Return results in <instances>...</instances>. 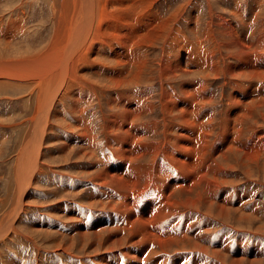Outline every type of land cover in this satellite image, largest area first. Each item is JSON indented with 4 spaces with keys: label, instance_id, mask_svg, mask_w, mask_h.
<instances>
[{
    "label": "bare ground",
    "instance_id": "bare-ground-1",
    "mask_svg": "<svg viewBox=\"0 0 264 264\" xmlns=\"http://www.w3.org/2000/svg\"><path fill=\"white\" fill-rule=\"evenodd\" d=\"M159 1L51 0L52 27L45 26L44 33L50 34L49 44L28 59L0 62L3 73L32 82L37 98L34 117L16 157L12 203L0 215L2 242L22 237L42 249L34 236L21 233L17 223L31 196L27 189L38 181L36 176L45 166L43 147L51 110L59 99L69 97L84 107L75 118L76 127H68L72 134L64 136L61 148L65 151L81 139L78 153L82 159L92 158L84 173L95 172L91 183L98 189L90 199L98 200L102 208L93 209V213L74 200L73 204L54 206L53 211L63 213L55 222L62 236L74 231L81 241L92 238L95 249L97 245L98 249H108V253L94 250L98 261L108 260L103 264H114L119 258L127 259L126 264H138L129 262L132 258L129 260L127 253H148L149 264L153 257L162 259L165 251L185 249L202 253L190 264L205 260L207 264H243L246 255L241 253L228 260L231 237L209 233V225L214 221L210 217L214 204L218 213H213L225 222L235 214L237 223L250 226L257 223L254 213L261 211L257 194L226 186L231 184L227 176L232 175L230 169H241L253 180L255 172H264V17L253 30L250 22L257 17L255 13L247 23L240 19L244 27L235 19L219 16L217 25L223 36L219 40L216 30L211 29L213 18L208 26H202L201 16L192 7L185 16L181 5L166 15L157 10ZM241 9L239 6L234 14L239 16ZM182 19L191 36L180 26ZM32 40L41 41L40 37ZM158 48L162 50L159 61L154 53ZM87 72L97 81L87 77ZM222 77L230 92L217 123L219 109L215 108L211 83ZM157 81L161 84L158 100L153 85ZM100 92H104L109 108L101 127L109 152L99 158L94 132L97 124L90 120L92 110L86 105L99 100ZM74 108L77 111L76 105ZM144 116L150 119L144 121ZM85 184L82 181L80 185ZM247 206L252 215H243L251 212H245ZM107 215L108 228L102 225ZM202 224L208 227L199 233ZM56 233L46 229L37 234L44 238ZM245 243L243 238L238 242L244 251ZM55 248L69 252L60 243ZM172 259L168 264L175 261ZM257 260L247 262L255 264ZM165 263L166 258L159 264Z\"/></svg>",
    "mask_w": 264,
    "mask_h": 264
},
{
    "label": "rangeland",
    "instance_id": "rangeland-1",
    "mask_svg": "<svg viewBox=\"0 0 264 264\" xmlns=\"http://www.w3.org/2000/svg\"><path fill=\"white\" fill-rule=\"evenodd\" d=\"M49 1L51 0H0V62L24 59L25 57L27 58L28 55L45 48L49 44L48 40L50 38V34H44L46 29L45 26H47V29L48 27H52L50 20L52 19L53 15L50 11H53V8L50 7ZM55 2L58 3L59 0H55ZM192 2L188 3V0H160L156 7L160 13L162 12L166 15H172L180 7V5L181 7H185V16H188V14L194 9L203 20L202 26H208V22L213 18L214 21L213 24H211V29L216 30V36L219 40H222L223 38L220 32V27L217 25L219 16H225L227 19H235V21L239 22V27H242L243 24H240V19L247 23L249 20H252V16H254L255 13L257 14V17L253 19L252 22H250V26L253 30L259 28V23L264 17V0H193ZM237 6L242 8L239 12L240 15L238 16L236 14L238 17L234 14V10L238 8ZM251 10L253 12H251ZM255 20L256 22H254ZM180 22V26L187 33L188 31L184 28L186 27L185 19H182ZM16 24L17 26H15ZM240 29L244 30L245 28ZM187 35L191 36L189 32ZM31 37L32 39L40 37L41 41H33ZM154 53L156 60L159 61L162 50L158 48ZM87 74V77H93V79L96 80L93 74H89L88 72ZM102 79L103 78H101V80ZM225 79V77H222L219 80H213L211 83V90L215 92V108L219 109V114L216 120L217 123H219V119L221 117V110L224 105L223 102L226 100V96H228V93L230 92V86L227 82H225ZM153 85L156 88L155 93L157 94V97L154 96V98L158 100L161 84L157 81ZM32 89L33 83L29 80L24 78L14 79L0 70V215L5 210H7V208H9L12 203V192L15 185L14 169H16L17 165L16 157L18 151L21 148L20 145L23 144V139H25V133L28 131L30 126V119L34 117L32 110L37 106V98L34 96L35 92L34 94L32 93ZM99 96L101 100H93V102L90 104L88 103L86 107L87 109L92 110V113L96 112L94 114L90 113L89 118L90 120H93L95 124H97L94 132L97 135V141L99 142L97 157L100 158L109 152L101 128L104 124L103 115L109 111V108L106 104V96L104 95V92H100ZM75 105L77 111L74 108ZM82 106L83 105L81 103H78V105L77 103H74L73 98L64 97L59 99L53 107V110H51L49 128L45 135V147H43L42 162L45 166L42 168L41 172H38L36 176L38 181H36L34 184H30L27 189L31 196L26 201V212L22 213L21 219L17 223V228L21 231V233L24 235L29 234V236H34L35 241L38 240L37 242L42 249H39V251L35 247L34 243L22 237L16 238L15 236H12L6 239L5 242H2L0 239V264H103L107 260L105 259L104 262L97 260L95 256L96 252L106 253L108 249H98V245L95 249V247H93L95 245H93L94 243L92 242V238L87 241H81L74 231L65 233V236H62L63 233L61 234L55 225V222L59 221V217L61 216L59 214H63L59 211H53V207L57 204L68 202L73 204L72 201L74 200V204H80L83 209L88 208V210H92L93 213L95 212L94 210L102 208L100 203L97 202L98 200L91 201L90 199L93 193L97 194L96 192L98 189L97 186L95 187L94 185L95 182L91 183V177L95 175V172L89 174L84 173V167L90 164L91 161L89 160L92 158L85 157L82 159L80 153H78L80 148L77 145H79L81 139L76 140L75 143H73L65 151H63L61 148L65 142L64 139L72 134L68 127L71 125L76 127L74 121L76 117L78 118L77 115L79 114V110ZM148 119H150L148 116L143 117L144 121H147ZM84 140L89 142L90 139L83 138L82 141ZM70 150H72V152ZM79 156L81 158H79ZM229 173L232 174L227 175L228 179H231V184L227 185L226 187L233 190L234 186H237L238 190L244 191V194H257L258 205L261 211L258 214L254 213L255 219H257L255 222L257 223L250 226L243 221L241 223H237L235 221V214H232L233 219L230 220V222H225L224 218L216 216V213L218 212L214 204L213 207H211V210L213 209L216 215L212 210L210 217L214 218L212 220L217 223L215 224L214 221H212L213 223L210 222L209 229L211 228V230H209V233L214 234L219 232L225 236L227 235L226 238L228 236V238H232H227L230 247H232L226 252L227 257L229 256L228 260L232 259L234 257L233 255L241 253L243 256L246 255L242 259L243 264H248L247 261H251V259L254 258H256V260L259 259L255 264H264V172H255L257 174L254 179L255 181L246 177L241 169H230ZM81 180L86 182L85 186L80 185L82 183ZM234 181L235 183L233 184L232 182ZM72 189L76 191H73ZM99 200H102V198H99ZM246 200L248 203L251 201L249 198ZM88 202L92 205H90ZM93 204L95 205L93 206ZM140 206L142 210L143 203ZM149 207H153V204H149ZM230 207L231 209L235 208V206ZM248 208H250V206L246 207L245 210L247 211L245 212H251L243 213V215L247 216L253 214L252 209L250 208L249 210ZM86 213L87 216L90 215V213ZM62 218L67 217L63 215ZM205 218L206 217L201 218V221H203ZM102 219H104L102 223V225H104L103 227L108 228L109 226H107V221L109 216L107 215L106 218ZM50 223L53 225L49 226ZM100 223L101 222L99 221V226ZM248 226H250V228H248ZM163 227L168 228L169 225H163ZM204 227L207 228L208 226L202 224L199 233L206 230ZM92 228H95V226H92L91 229ZM46 229L57 233L55 236L52 235L51 237L43 238L38 236L37 233L43 232ZM222 230L224 231L222 232ZM105 234L107 233L105 232ZM242 238L244 243L245 241L247 242V244L245 243V245H247V249L245 250L246 252L242 250L241 245L238 244ZM58 243L65 246L69 252H64L58 248H55V245ZM210 246L215 248L214 246L216 245L213 246V244H210ZM94 250L97 251L95 252ZM164 253L165 256H163ZM120 254L123 255V253ZM127 254L129 260L132 258V261L130 260L129 262L135 263L138 261V264H147L146 255H148V253H136V255L135 253ZM91 255H93V259L89 257ZM172 255H174L173 259L171 258ZM177 257H181V259L178 260ZM201 257L202 253H200L198 250L188 249L187 251V249H185V251H165L163 252L161 256L162 259L160 260H164L166 258L165 264L170 263V259H172V261L175 260L172 262V264H190L193 263L194 259H200ZM126 260L127 259L119 258L114 262V264H126ZM160 260H158L156 257H153L148 261L149 264H159ZM206 261L208 262V260H205L201 262V264H207Z\"/></svg>",
    "mask_w": 264,
    "mask_h": 264
}]
</instances>
